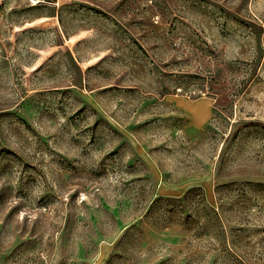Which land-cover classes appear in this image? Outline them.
<instances>
[{"label": "rangeland", "instance_id": "1", "mask_svg": "<svg viewBox=\"0 0 264 264\" xmlns=\"http://www.w3.org/2000/svg\"><path fill=\"white\" fill-rule=\"evenodd\" d=\"M0 264H264V0H0Z\"/></svg>", "mask_w": 264, "mask_h": 264}, {"label": "crops", "instance_id": "2", "mask_svg": "<svg viewBox=\"0 0 264 264\" xmlns=\"http://www.w3.org/2000/svg\"><path fill=\"white\" fill-rule=\"evenodd\" d=\"M206 116H207V110L205 108L201 109L195 115L194 121L197 123V125H200V123H202V121L206 118Z\"/></svg>", "mask_w": 264, "mask_h": 264}]
</instances>
